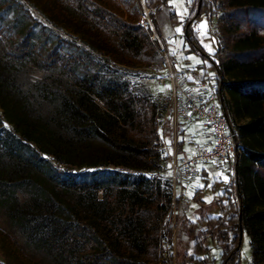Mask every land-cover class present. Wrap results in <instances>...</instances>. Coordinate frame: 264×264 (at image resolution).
Masks as SVG:
<instances>
[{
    "label": "trees",
    "instance_id": "obj_1",
    "mask_svg": "<svg viewBox=\"0 0 264 264\" xmlns=\"http://www.w3.org/2000/svg\"><path fill=\"white\" fill-rule=\"evenodd\" d=\"M23 1L61 32L19 0H0V210L50 264H171L162 247L164 239L171 246V194L145 175L161 159L169 119L160 123L151 96L124 73L158 55L140 0ZM166 2L143 0L154 25ZM215 4L219 45L209 56L191 26ZM189 6L185 36L214 73L241 155L234 183L213 196L218 214L202 211L195 190L198 214L181 227L191 251L176 244V264H214L210 244L219 264H239V227L253 255L264 254V0ZM183 146L182 138L179 156ZM13 240L0 229L5 264H41Z\"/></svg>",
    "mask_w": 264,
    "mask_h": 264
},
{
    "label": "rangeland",
    "instance_id": "obj_2",
    "mask_svg": "<svg viewBox=\"0 0 264 264\" xmlns=\"http://www.w3.org/2000/svg\"><path fill=\"white\" fill-rule=\"evenodd\" d=\"M23 3V5L30 11L31 15H33L36 19L44 22L45 24H49L47 17L43 14L37 7H35L31 2L19 0ZM142 4V13L140 17V23L142 21V17H145L147 23L150 21L153 29L156 33L158 32L157 25L159 24L162 28V31L165 36L171 38V42L169 43V49L172 56L173 65L176 68H188L197 71L199 74L204 73L206 70V66L208 61L201 56L198 51H192L190 49V45L188 39L185 36V22L190 17V2L189 0H167L166 5L159 9V12H155L154 16H156V24L152 23L151 19L148 16V9L143 5V0H140ZM173 13L171 17L169 12ZM147 13V16L144 14ZM222 12L218 9L215 4L213 11L209 14V17H206L204 14H201L194 22L192 23L191 29L194 32V37L197 40L198 44L202 48V50L211 56L214 53L215 44L219 45V32L218 27L220 24V17ZM51 25H55L57 30H60L58 25L54 24V22L50 23ZM201 24H205L206 27L200 28ZM142 25V24H141ZM181 28L182 31L177 32L176 29ZM62 33H65L62 31ZM214 44V45H213ZM209 48L211 51H209ZM159 65V54L155 56V58H150L149 55H142L140 57V64L135 66L134 68H124V73L126 77L129 79L131 86L135 91L146 93V95H150L153 102L157 106L158 109V117L160 118V123L163 121H167L168 118V101H169V84L166 83L165 86H158L156 78L160 74L158 71ZM34 77H38L41 74L37 71L31 72ZM208 76L214 77V73L208 71ZM234 130H236V122L233 121ZM7 127L8 124L4 123ZM170 125V122H169ZM201 123L195 122L189 125L184 130V147L185 149H189V144L193 140L194 143L200 144L205 141L207 135H211V131L206 129L204 132H201ZM167 128V127H166ZM164 128L163 130L160 128V133L162 135L160 149H161V159L157 164V168L153 171L146 172L145 175L149 177V179L153 180L154 183H159L161 185V189L165 192H169L171 194V198H173V180H172V170H171V160L173 157V146L171 141V126L169 131ZM183 137V136H181ZM239 155H241V148L238 146ZM209 174L206 177V180L200 179L199 177L192 178L190 182L185 181L183 184V192L186 194L187 199L182 205H179V209L176 213L175 224L173 225L172 215H170V210L164 219V223H169L172 227V239L171 246L168 245L167 239L163 241V250L164 257H167L168 254H172L171 264H176V244L178 245V252L181 250L187 249L191 251V243L187 242L184 234L181 233V227L183 224L187 223V220L194 221L196 215V210L198 209V205L196 202L192 200L195 190L201 189L202 191V199L204 200V205L201 206V209L208 216L218 214V209L214 204V195L218 194L221 190L220 187L223 185V188H228L234 183V178L229 179L226 176V172L221 167H212L211 165H207ZM220 174V175H217ZM227 177V180L224 179ZM215 180L220 181L222 184L216 183L214 189L212 187ZM197 185H203V187H198ZM208 185H211L209 187ZM220 186V187H219ZM176 194L179 192V188L176 189ZM192 193V195H189ZM101 195V194H98ZM172 205V202H171ZM195 205V207H193ZM171 208V207H170ZM175 227V228H174ZM0 229L4 230L7 234L13 238L17 245L23 250L25 254H27L30 258L35 261L40 262L41 264H50L46 258L41 256V254H37L30 247H28L23 239V237L17 232L14 227H11L9 222L7 221L5 215L0 210ZM239 253H240V263L239 264H264V254H258L257 256L253 255L254 247L250 244V239L246 232L242 233V239L240 241ZM210 258L215 261L214 264H219L220 257V249L216 247L214 244H210ZM183 248V249H182ZM0 264H5L0 255Z\"/></svg>",
    "mask_w": 264,
    "mask_h": 264
},
{
    "label": "built area",
    "instance_id": "obj_3",
    "mask_svg": "<svg viewBox=\"0 0 264 264\" xmlns=\"http://www.w3.org/2000/svg\"><path fill=\"white\" fill-rule=\"evenodd\" d=\"M144 14L147 16V13ZM144 20L143 16L141 24L149 27L152 32L150 37L157 44L160 73L156 78L157 85L169 84L167 108L173 146L171 170L174 191L170 215L174 225L179 205L187 199L183 184L197 176L196 167L199 164L221 167L226 176L232 179L238 163L239 150L233 133L234 128L220 106L214 77L205 72L199 74L192 69L176 68L169 49L171 38L156 33L151 22ZM195 122H200L205 129L211 131V140L205 144L191 140L187 142L189 149L179 156L177 149L181 139L184 140V130ZM177 187L179 192L176 194Z\"/></svg>",
    "mask_w": 264,
    "mask_h": 264
},
{
    "label": "crops",
    "instance_id": "obj_4",
    "mask_svg": "<svg viewBox=\"0 0 264 264\" xmlns=\"http://www.w3.org/2000/svg\"><path fill=\"white\" fill-rule=\"evenodd\" d=\"M157 28H158V32L160 33V35H164L163 31H162V28L161 26L158 24L157 25ZM165 36V35H164ZM201 132H204L206 129L201 125ZM211 140V135H207V138H205V141L201 142V144H205V143H208L209 141ZM187 151L188 149H185V147H183V151ZM212 166V165H211ZM214 168H216L215 166H212ZM196 170H197V176L196 177H199L201 179L202 175H205L204 173H206V176H208L209 174V171H208V168H207V165H201L199 164L197 167H196ZM191 181V180H190ZM188 181V182H190ZM183 249V248H182Z\"/></svg>",
    "mask_w": 264,
    "mask_h": 264
},
{
    "label": "snow or ice",
    "instance_id": "obj_5",
    "mask_svg": "<svg viewBox=\"0 0 264 264\" xmlns=\"http://www.w3.org/2000/svg\"><path fill=\"white\" fill-rule=\"evenodd\" d=\"M189 2H191V0H189ZM199 27L200 28H204V27H206V25L205 24H201ZM176 31L180 32V31H182V29L181 28H177ZM209 51H211L210 48H209ZM217 175H220V174H217ZM224 179L227 180V177H224ZM197 186L198 187H203V185H197ZM208 186L211 187V185H208ZM189 195H192V193H189ZM193 207H195V205Z\"/></svg>",
    "mask_w": 264,
    "mask_h": 264
},
{
    "label": "water",
    "instance_id": "obj_6",
    "mask_svg": "<svg viewBox=\"0 0 264 264\" xmlns=\"http://www.w3.org/2000/svg\"><path fill=\"white\" fill-rule=\"evenodd\" d=\"M242 231V228L241 227H239V243H240V241H241V239H242V233L243 232H241Z\"/></svg>",
    "mask_w": 264,
    "mask_h": 264
}]
</instances>
